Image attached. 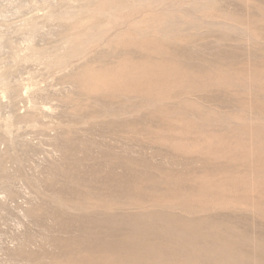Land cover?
<instances>
[{"label": "rangeland", "instance_id": "rangeland-1", "mask_svg": "<svg viewBox=\"0 0 264 264\" xmlns=\"http://www.w3.org/2000/svg\"><path fill=\"white\" fill-rule=\"evenodd\" d=\"M0 264H264V0H0Z\"/></svg>", "mask_w": 264, "mask_h": 264}]
</instances>
